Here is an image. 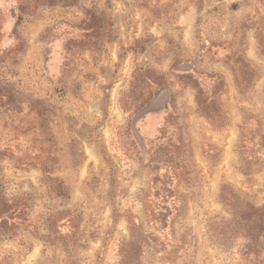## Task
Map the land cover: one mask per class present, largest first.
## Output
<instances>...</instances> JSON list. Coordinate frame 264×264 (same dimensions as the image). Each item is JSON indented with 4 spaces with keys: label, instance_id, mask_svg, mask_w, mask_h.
I'll return each mask as SVG.
<instances>
[{
    "label": "rangeland",
    "instance_id": "obj_1",
    "mask_svg": "<svg viewBox=\"0 0 264 264\" xmlns=\"http://www.w3.org/2000/svg\"><path fill=\"white\" fill-rule=\"evenodd\" d=\"M0 264H264V0H0Z\"/></svg>",
    "mask_w": 264,
    "mask_h": 264
},
{
    "label": "trees",
    "instance_id": "obj_2",
    "mask_svg": "<svg viewBox=\"0 0 264 264\" xmlns=\"http://www.w3.org/2000/svg\"><path fill=\"white\" fill-rule=\"evenodd\" d=\"M6 202L0 195V238L13 236L16 232V222L20 220L21 209Z\"/></svg>",
    "mask_w": 264,
    "mask_h": 264
}]
</instances>
